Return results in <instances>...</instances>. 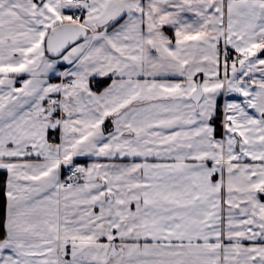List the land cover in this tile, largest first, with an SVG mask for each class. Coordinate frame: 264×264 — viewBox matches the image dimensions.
Segmentation results:
<instances>
[{"label": "snow or ice", "instance_id": "snow-or-ice-1", "mask_svg": "<svg viewBox=\"0 0 264 264\" xmlns=\"http://www.w3.org/2000/svg\"><path fill=\"white\" fill-rule=\"evenodd\" d=\"M0 264H264V0H0Z\"/></svg>", "mask_w": 264, "mask_h": 264}, {"label": "trees", "instance_id": "trees-1", "mask_svg": "<svg viewBox=\"0 0 264 264\" xmlns=\"http://www.w3.org/2000/svg\"><path fill=\"white\" fill-rule=\"evenodd\" d=\"M3 179V175L0 174V180ZM2 209H3V196L2 194H0V212H2Z\"/></svg>", "mask_w": 264, "mask_h": 264}]
</instances>
